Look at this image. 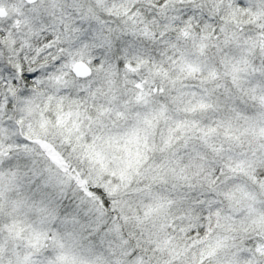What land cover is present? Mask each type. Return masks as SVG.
Returning a JSON list of instances; mask_svg holds the SVG:
<instances>
[{
  "label": "snow or ice",
  "instance_id": "6c2138e0",
  "mask_svg": "<svg viewBox=\"0 0 264 264\" xmlns=\"http://www.w3.org/2000/svg\"><path fill=\"white\" fill-rule=\"evenodd\" d=\"M0 264H264V0H0Z\"/></svg>",
  "mask_w": 264,
  "mask_h": 264
}]
</instances>
